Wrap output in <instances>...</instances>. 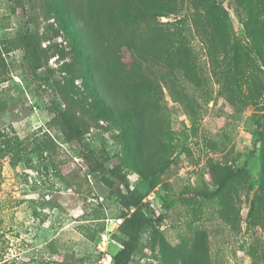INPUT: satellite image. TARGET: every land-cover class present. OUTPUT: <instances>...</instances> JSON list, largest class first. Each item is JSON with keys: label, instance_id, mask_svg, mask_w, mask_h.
Returning <instances> with one entry per match:
<instances>
[{"label": "rangeland", "instance_id": "374dc122", "mask_svg": "<svg viewBox=\"0 0 264 264\" xmlns=\"http://www.w3.org/2000/svg\"><path fill=\"white\" fill-rule=\"evenodd\" d=\"M16 1L0 0V264H113L133 218L127 264H264V0ZM70 98L93 119L79 141L56 118Z\"/></svg>", "mask_w": 264, "mask_h": 264}, {"label": "trees", "instance_id": "16d2710c", "mask_svg": "<svg viewBox=\"0 0 264 264\" xmlns=\"http://www.w3.org/2000/svg\"><path fill=\"white\" fill-rule=\"evenodd\" d=\"M17 5L24 7V0H18L16 1ZM130 10L126 9L123 11L124 13H129ZM125 16V14H124ZM24 47L26 48V58L31 64L33 68L36 69V67H40V63H38V49L29 41L26 39L24 40ZM96 99H99L101 102V105L103 106V109L107 110V106L104 105V100L99 95L96 96ZM65 102L67 103L65 105V109H59L57 110L56 118L58 119L60 123V127L62 131L66 134V136L69 138V140L73 141L75 139L82 140V138L90 132L92 125V120L90 118L89 121H84L80 109L77 107L78 104L76 101L71 102L70 99H65ZM80 113V114H79ZM40 146L43 147L44 151L45 148L50 149L51 145H48V143L45 141V143H42V141L39 143ZM29 146V145H28ZM44 146H46L44 148ZM96 167L92 170V172H96L103 170V163L99 159H95ZM104 180L106 182H110V179L107 177H104ZM143 225V221L139 219L138 221L135 220V218L128 220L124 224L125 233L127 235V239L123 243V247L121 250H119L115 257L113 264H127L132 255L135 252V249L137 247V244L139 242L140 238V231L141 227Z\"/></svg>", "mask_w": 264, "mask_h": 264}]
</instances>
